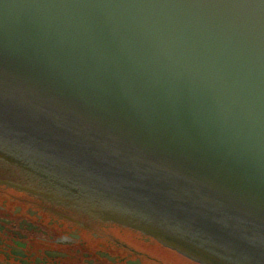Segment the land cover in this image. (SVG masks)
I'll list each match as a JSON object with an SVG mask.
<instances>
[{
    "label": "water",
    "instance_id": "obj_1",
    "mask_svg": "<svg viewBox=\"0 0 264 264\" xmlns=\"http://www.w3.org/2000/svg\"><path fill=\"white\" fill-rule=\"evenodd\" d=\"M0 132L101 219L264 264V0H0Z\"/></svg>",
    "mask_w": 264,
    "mask_h": 264
},
{
    "label": "flooded vegetation",
    "instance_id": "obj_2",
    "mask_svg": "<svg viewBox=\"0 0 264 264\" xmlns=\"http://www.w3.org/2000/svg\"><path fill=\"white\" fill-rule=\"evenodd\" d=\"M0 141V264H205L94 215L46 156Z\"/></svg>",
    "mask_w": 264,
    "mask_h": 264
}]
</instances>
